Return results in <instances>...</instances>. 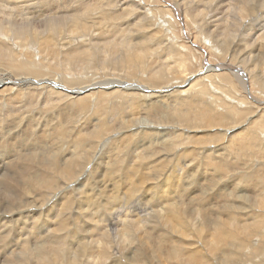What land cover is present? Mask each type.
I'll use <instances>...</instances> for the list:
<instances>
[{
  "label": "bare ground",
  "instance_id": "1",
  "mask_svg": "<svg viewBox=\"0 0 264 264\" xmlns=\"http://www.w3.org/2000/svg\"><path fill=\"white\" fill-rule=\"evenodd\" d=\"M32 1H35V0H24L21 2V4L33 5ZM59 1L60 0H39V2H37L39 4L35 6L37 8L35 10L36 11L41 10L45 12L52 11L53 8L57 7L56 5L59 3ZM159 1L165 4V7L171 8L174 14V17L177 19V23L179 24L180 27L178 26L176 28L177 30L176 32L173 31L174 35L177 34L178 35L177 37H181V38L183 37V39H186V41L189 42L188 44H190L191 47L196 48L203 55L201 57L202 58L201 65L205 63L206 66L204 67L202 65L199 71H202V70H204L205 72L209 71L208 73H210V71L215 72L216 71L215 69H217L216 73L222 70L225 71V72L220 73V76L218 75L215 77L214 80L216 81V84H217L216 88L210 83L212 85L210 86V89L211 87H213L214 88L213 92L218 91L217 96H219L220 94L223 93L222 92L223 88L227 87L229 90L234 91L233 89L235 88L237 89V86H239L238 88H241L244 91L245 90L248 91V95L246 94V92L243 95L246 94V96L249 97L250 100L257 102L258 103L257 108H259V110L262 109L264 112V81L261 80V76H259L257 82L255 81V83L258 86V89L255 88L257 89L255 93L254 82L253 81L251 82L249 80V76H247L248 73L246 74L245 71H243L242 67L239 66V64H236L237 62L233 63L230 59H227L228 62L223 61L222 63H220L221 61L218 62L219 60L214 59V57H213L214 60H212V55H209L208 52H206V49H205L206 47H203L204 48L203 49L201 46L197 45V42L195 43L194 40H196L195 37L197 35L193 39L190 38L193 36V32L190 37L187 35V30H186L187 28L184 27L185 23H183L181 14H179V7H178L179 2H178V5H174L167 0H159ZM235 1H240V2L242 1V4L248 8L249 14H252L250 16L257 17L259 14V17L260 16L264 17V0H262L261 3L258 0H235ZM5 2L14 6V4H16V2H20V0H0V5L3 6ZM64 2H66V0H63V3ZM77 3L79 4V2ZM5 8L6 6L4 7V9ZM20 8H22V10L25 9L23 8V6H21ZM89 8H93V7L90 6ZM107 8L109 9V7ZM113 8L114 7L110 9H113ZM57 9H58L57 13L58 12L59 14L62 13L60 15H63V13L66 14L65 12H67L65 10L67 8H64V6H62L61 8L57 7ZM74 9L76 11L75 12L76 14L74 13L75 14L74 18H76L78 16L77 11H79V9L78 8H74ZM19 11L21 12V9H19ZM124 11L125 10H123V12ZM71 12H74V11L71 10ZM108 13H113V12L111 10H108ZM104 14L106 15L105 11L104 13L103 11L99 12L98 18H100V21H102L101 17ZM10 15H7V16H10ZM82 15L83 14L81 13L80 17H82ZM91 15H93L92 12H91ZM210 16H212V18L215 17L214 14ZM110 18H111L110 16L107 17V19H110ZM2 20L0 18V85L11 84V83L17 85V83L19 82L21 83L27 82L28 84H30L31 82L27 81L28 76L17 80L16 77L13 78L8 73L13 72L15 74H21L25 72L27 73L31 72V74L34 76V79L32 78V81L34 84L38 83L39 81L46 82L48 83L47 85L48 87H51L53 89H59L64 94L61 95L60 91L55 92V94L59 96L58 100L60 102L62 101L61 105L59 107L57 106V109L55 110L53 109L51 110V108L50 110L49 109L43 110L44 108H37V107L35 108L37 111H39L38 112L39 118L37 121L39 120L43 121L40 127H43V124H45L46 126L45 125L44 126L46 127V129L50 130L51 133H47V132L43 133V130L45 131L46 129L39 128L37 131V135H34V136L32 134L30 135V132L28 131V127L32 125L31 122H33V120L31 117L33 115V112H30V113L26 112L27 114L25 113V116L23 114L24 119H22L23 120L22 122H20V119H21L20 116H18L17 119H15L14 117L11 118L8 116L9 118L7 119V121H4L3 120L5 119L3 116L4 114L0 112V264H207V263H210V261H211V264H223L224 260H227V262H230L229 264H234V262L238 261V260H234L231 263L232 257L234 255L237 256V253H239L238 251L239 248L233 246L235 242L238 240L237 236L240 233H244V235L245 233H247V235H251L253 232H255L260 227V224L258 225L256 224L257 220L255 218V213H252L256 209L249 210L250 213H252L250 214L249 219L252 220V222L255 221V224H252L251 226L245 223V225L247 226H244V224L240 222V220L243 219L242 215H245L243 214V212L247 208L242 205L244 191L249 195V197L252 196V193L255 191V189H257L256 182H254L251 179L253 177H251V175H249V173L247 172L246 174L241 175V177L238 178L240 179L238 182H233V180H230L232 178L233 179L237 178L238 176H234V175L238 174V172L236 171L235 173H232L236 169L231 168L229 170L228 165L225 163L226 162L225 157L221 158L220 156V155H223L221 153V150L223 151L224 149H226V146H223L222 144L218 143L222 141V139L224 138V137L221 138V134L217 132L218 130L214 132V134H211L210 138L204 137L205 135L204 136L202 135L198 138H194L195 136L185 137L182 132L180 134L178 133L174 134L176 132L172 131V133L170 134L171 130L169 132L168 129L173 128V129H178V131L186 130V132L187 131L189 132L198 131L199 132V131H202L201 128L203 129L211 128L212 129V128L219 127L222 129L224 126H229V125L238 126L239 125L238 122L240 121L239 123H241L242 121H244L246 117L248 116L247 115L248 113L245 114V112H243L245 110L240 111L241 110L240 109L239 113L237 114V118H235L237 119V121L235 122L232 120L235 123L227 120V118H229L228 117L229 115L226 117V115L224 116L223 114L218 113V112H216L217 114H214L215 110L213 109V107H215V105L216 106L218 105L217 102H214V100L216 101L218 98L217 97H215L214 99L212 98L213 102L209 101L211 99L210 98L211 96H208L210 98L209 100L207 99V97L205 96V91L207 89L205 88L204 90V87H207L206 84L204 85V87L201 85V87L198 86V88L193 89V90L199 89L200 94L192 95L189 93V90H192L191 87L193 86V82H194V81L190 82L189 79L194 77V73L189 74L190 77L186 78L188 80L186 82L184 80L185 83H182L184 85L176 86L177 90H174L172 94L170 95L168 94L170 96V97L168 96L169 98H174L172 101L170 100L171 103L167 105H163V104L155 105L154 104L155 112H152V111L151 113L146 112L150 108L149 109H147L148 107L144 108L145 106L143 107V104H141L140 100H137L133 103L131 102V105L129 106L117 107V105H114V106L109 107L108 104L105 106L104 105L105 101H108L111 99L109 96H112V92H110L109 94H106L105 92L103 94V92L100 91L101 89L100 90L97 89L101 86H104L102 87L103 89L105 88L104 90L106 89L108 90L109 88L114 86L116 87V89L121 87L123 91L124 90L137 91V89L144 90V91H147V90L156 91L154 93V97L156 96V94L158 93L157 91L159 90H165L167 92L169 90L168 88H171V86L166 87L165 85L164 88H160L159 87L160 85L154 88L145 87L143 82H140V77L136 76V74L138 73L145 75L146 72L150 70H156L159 73H165L164 71L165 65L164 66L160 65L158 67L157 66L152 67L151 62L149 61L152 58V55H148V54L147 56L140 58V59H135V58H128V59L119 58L118 59L117 58V61L115 59H111V60L109 59L110 63L108 65L109 67H112L113 71L116 70L117 63L120 64L119 66H124V67L126 66L125 67L126 71L122 73L125 74L123 76L126 77L127 82L129 83H133V82L139 83L140 82V85L142 84L144 88L138 85H135V84L134 85L121 84L125 82V81L121 82L120 79L117 78L118 76L117 74L119 73L120 75L121 70L118 71L116 75L112 76L114 78H117L116 80L110 79L109 81L104 80L102 82H100V80L99 82L98 80L96 82L95 81L89 82V80H87L88 82H86V79L82 78L80 74L88 72V71H92V69H94V67H92V65L96 63V62L94 63L95 61L94 54L87 53L86 50H84L82 47L79 48V46L73 47V48L70 47L67 50H65L64 49L65 47L62 46L63 47L62 49H64L62 52H64V54L56 55L57 49L53 47V44L51 45L50 40L53 39V36L61 34L62 33L61 30L53 28V27H47L46 29L48 30L49 33L48 35L46 34L44 38L43 35L41 36L38 32H36L38 28L36 30L32 28L34 30V33L28 34L30 31L27 28L15 27L14 22L12 23L13 27H11L12 24L8 27H4L2 24L3 23ZM171 20H173V18H171ZM183 20H185V18ZM240 21H241V24L236 26L237 30L235 31L238 34V38H236L235 36V39L234 41H232V43H231V39L228 36V34L222 36V38H220L219 35H218L219 37L216 36L217 39L214 38L213 43L214 45L216 44L217 47H219V50L221 52H223L226 50L224 47H228L229 44L232 47L233 44H236V42L238 41V45L244 46V48H246V50L243 49L241 53L242 54L247 53L251 55L253 58L252 65H254L256 69L260 67V69L264 70V32L261 35H258L259 34L258 31L261 30L262 27H257L253 25L252 23L255 21V19L249 18V16L243 17L242 15L240 18ZM213 22H215V20H213ZM93 24L91 26H93ZM216 24H214V27L217 29ZM77 27H78V32L80 33L77 37L82 38L81 34L86 33L87 28L89 27L85 26L82 23H77ZM90 29H92V27ZM141 29H139L140 33H141ZM248 29L251 31L254 30L255 32H257L258 34H256V36L257 37L259 36V37L254 41L251 40L250 42L249 40L250 38L248 39V37L243 35L244 32ZM221 32H223V34L227 33L226 30H222ZM68 34L75 36L73 32H68ZM174 35H172V37ZM144 37L145 35H140L139 37L135 39L144 38ZM147 39L148 38H146L140 44V46L144 50H146L148 53L150 44L149 46H147L146 44L148 43ZM35 41L39 42L38 48H40V51L45 52L47 54L46 60L48 61L46 62V64L44 62H43L44 64L41 62L38 63L39 61L36 63L31 60L32 53H30V49L32 48V45L30 48V44ZM180 41H182V39ZM124 43H123L124 46L122 45V47L127 51L130 48V43L129 42H124ZM112 45L114 44L112 42H109L108 44H103L102 46L98 47L97 50L100 49L101 52L104 51L102 52L104 55L109 54L110 56H112V53H113L111 49ZM27 47H29L30 49ZM163 48L165 49L166 47L164 46ZM85 49H87V47H85ZM169 49L171 50L170 47ZM150 50L151 49H149V51ZM180 52L183 53V50L181 49ZM74 53H78L82 57V60L76 61L72 57V54ZM164 53L162 52L161 54H164ZM99 56L100 55H98V57ZM180 58H182L183 63H185L184 67H186L188 70L190 66H189V61L188 62L185 61L186 54L183 53V56ZM138 62H141L142 64L139 65ZM180 63H182V61ZM58 71L63 73L64 77L66 74H68L72 78H73L72 74H75V77L76 76L78 77L75 79H67L65 77L61 85L59 82H56V79H58L56 76L58 75V73H60ZM195 71H192V72H195ZM6 73L8 74V77H9L7 78L8 80H6V78L4 79L5 77L4 74ZM94 73L96 74V72ZM224 73H228V74L225 75ZM49 75L50 77H48ZM93 75H91V77ZM255 75L257 76V74ZM263 76H264V73H263ZM52 77H54L53 79L55 81L51 79ZM13 79L14 81H11ZM91 79L93 80V78ZM211 79H212V76H211ZM205 80L207 83L209 79L207 80L206 78H204V81ZM87 83H89V85ZM213 83L215 84L214 81ZM219 84L224 87L220 88ZM75 85H78V86L82 85V86L79 89H75ZM183 86L185 87L184 89H183ZM186 87H188V89ZM86 88L92 89V90H89L88 94H86L85 96L78 95L79 93L81 94L82 90ZM8 89L10 91L12 90V88L9 87L5 89V91H3L2 89V91L6 92ZM38 89H42V88H38ZM112 89L113 88H111V90ZM9 90L8 92L10 93ZM223 91H226V90L224 89ZM8 92L7 94H9ZM40 92L41 91H39V93ZM119 92L120 91L118 90L117 93ZM182 93L183 95L185 96L187 95L186 97H188L185 101L183 100V98H180V95L182 96ZM210 93L211 91L210 92L207 91L208 95H210ZM0 94H2V92H0ZM32 94L35 96L34 93ZM256 94L260 95L261 98H258ZM139 95L140 96L146 95V93L145 94L140 93ZM2 96L4 95L2 94ZM73 96L74 97L76 96L78 98L74 99ZM158 97L159 95L157 96V99ZM9 98L10 97H8L7 99ZM24 98H25L24 101L28 100L27 101L28 104L32 103V101L30 100L32 98H29L27 94L24 96ZM163 98L164 97H162V99ZM118 99H121V98H118ZM46 100L48 99H45V101ZM115 100H116V96H115ZM167 100L169 99H166V101ZM203 100H205V102ZM199 102H203V104H199ZM161 103L163 102L161 101ZM37 104L39 107L40 106L39 103ZM42 104L45 105L46 103H42ZM47 104L49 105L50 103L47 102ZM219 104L221 108L222 107L221 105L223 104H221V102H219ZM123 105H124V101H123ZM188 106H190V108H188ZM227 106H229V104ZM171 107L172 108L174 107L173 108L174 110L172 112L167 111V113L164 114L165 118L161 120L160 116H162L161 113L163 109L169 110ZM232 107L230 106L231 109ZM33 109L31 111H33ZM246 109H248V105ZM224 110L226 111V109ZM227 111L225 113L230 114L229 113L230 110L228 112ZM21 112L23 111L21 110ZM179 113H181L182 115H180ZM1 116L3 119L1 118ZM174 118H175V121H177V126L172 124V120ZM57 121H59V124L57 123ZM63 122H65V124H63ZM62 125L63 126L66 125V126L63 127ZM246 127H248L247 124H246ZM234 128L235 127H233V129ZM227 129L229 130V128ZM255 129L259 132V137H260V142H261V140H264V122L259 124L258 128L256 127ZM254 130L251 131V133L253 132L252 133L253 135H251V133L248 134L249 135L247 138L248 142L245 143L246 145L244 146V144H240L241 147L237 146L238 148L236 150L238 151V149H243V147H246L247 150L250 149L249 152L251 154L250 155L251 157L248 156L247 158H251L250 160L252 161V163L253 161L256 160L255 155H257V153L251 150L252 145L254 146V144L258 143L256 142L253 144V142L255 141L253 136L256 135ZM22 131H23V135H22V138L19 139L20 142L18 139H17L18 141L16 140L17 141L16 142L14 140L15 136L19 135V133ZM126 132H129V133L126 135ZM157 132L163 135L161 136L159 134L161 136L160 140L153 141V138L157 134ZM46 133L47 135L45 136ZM9 134L10 135L13 134L14 138H13V135H11L12 137H10ZM118 134L120 135V137L118 136ZM7 135H9L10 138ZM115 135L118 136L119 138L118 137L115 138L116 137ZM167 136H170V137L166 138ZM182 136H184V139L183 141H180ZM132 137H133L132 145L126 148L127 146L126 144H129L130 139ZM3 139H6V140L3 141ZM236 139H239V138H236ZM28 140L30 143L28 144L29 146L26 145L27 143L21 146L22 147L21 150H24L25 152L24 155L22 157L21 155H19L17 156L16 161L14 160L12 161V158H13L12 156H15V154H19L18 151H16V148L19 147L17 146V144L21 142L22 143L27 142ZM119 140H123V141L121 143V148L119 147L118 149L117 148L118 146L116 145H117V142H119ZM162 140H164L163 143H162ZM245 140L243 139L244 142ZM240 143H243V142H240ZM74 144L76 146H74ZM154 144L156 146L155 148L152 147V145ZM197 144L199 145L201 144V148L204 149L202 152L197 151L198 153L203 154L201 155L200 158L204 160L205 165L207 164L208 167H211L210 170L212 169L214 170V173H211L213 170L209 172L211 173V175L213 174L217 178L224 179L226 174L229 175L228 173H232L231 174L232 176L231 175H230L231 177L229 176L230 179L228 178L227 180H221L220 182L216 184H214L213 182V185L212 186L210 185L211 187L207 184L212 190L215 186H220L217 189L214 188L215 189L214 191L208 192L207 190L209 189V187L208 189L205 188L206 186L205 181L207 182V180L209 179H207L208 177H206L205 175L206 173L204 174L201 171L202 180L200 184L197 182L196 192L197 193L199 192V194L195 195L196 199H193L191 195V193L195 192L193 189L194 186L192 188V186L189 187L187 185L188 193L184 192L183 196L186 194L184 197L181 194L182 198L180 199H182L181 201L182 203L183 201H186L187 199L190 201L191 199H193L195 201L191 205L192 207H197L196 213L202 214V218L200 217L201 221L204 222L206 218V215L204 213L205 212L209 213V216L207 217V221L209 222L212 221V223L215 225V227L212 228L213 230L212 232H209L208 229L205 227H204V231H202L200 228L195 229L194 223L190 224V220L187 219V216H186V214H190V213L193 214L194 212H191V211L181 212L177 204L172 203L173 200H178L177 195L180 193V188L183 187L184 184H187L186 183L187 181L183 182V184L179 181H178L179 183L177 182L178 178H176L174 182L168 181V178L172 180L176 177V176L173 177L172 175H173L174 169H176L179 166L180 160L182 159L186 160L193 156H196L195 154L197 153L193 152L192 150L196 148L195 146ZM206 144H209V146H207ZM258 144L257 146H259ZM122 145H125V146L122 148ZM147 145H149V147ZM230 145L231 144H228V146ZM179 146H180V149L191 147L192 150H189L190 152L188 150L179 151L177 149V147ZM4 147L7 148V150L5 151L7 152L6 156L3 154L5 153L3 151ZM210 147L213 148L214 150L210 149ZM114 151H116L115 155H112ZM177 151H178V154H177ZM228 154L229 153L227 152L225 156H227ZM262 154L264 155V153ZM240 155H242V153ZM9 158H11L10 161H9ZM236 158L238 157L236 156ZM105 159L107 160L105 161ZM217 160H219L220 162L216 164L215 166L214 164L216 163ZM112 161H114L113 164H112ZM188 161L192 162V160H188ZM101 162L103 163L102 166L99 165L101 164ZM198 162L200 161L198 160ZM241 163H239V167ZM138 164L141 165V168H140V174L138 178H136V177H133V174ZM187 164H189V162H187ZM251 167L252 166L250 165V168ZM192 168H194L193 164L191 166V169ZM226 168L228 169V171H224ZM242 169H246V168H242ZM254 169L251 174H255V171L260 170L261 168L260 169L258 168L255 170ZM195 171L193 172L195 173ZM240 173L242 172L240 171ZM198 177H199V174H198ZM148 178L153 180V183L152 182L150 183V181L148 183L147 182ZM184 178L186 179V177ZM145 182H147L148 184ZM143 184H145V186ZM81 185H83L82 187H84L85 190L79 193L81 194V198H79L78 196L74 195V191H76V189L79 188L78 186H81ZM93 185H95V188H97V190H94ZM152 188H154V190L150 191L151 199H147V200H149L152 207L156 211L152 212V214L149 216V219L145 220V217L143 218L146 224L145 223L139 224L140 222L134 216L135 218L134 220H137L138 222L132 221L128 223H123L122 225V222L118 220H117L118 222H116L115 218L113 217L114 215L112 216L111 214H109V217L115 223L114 225L115 227L114 230H116L115 235L119 237L118 238L119 246L116 248L117 250L114 248H111V244L114 245L116 242L114 243L113 237L111 235H109L108 233H105L107 230V225H106L105 219L100 217L99 215L100 211H105L106 213H113L114 206L116 204H120V202L123 203V202L131 201L132 198H135L134 200H136L135 203L137 204L146 202L145 199L147 198L148 189L151 190ZM118 192H120L121 195H119ZM138 192H139V195L137 196ZM200 192H204L203 195H200ZM256 192L259 193V191H256ZM188 195L191 198H189ZM261 195L264 196V193ZM259 196H257V199H263V198H258ZM100 198L102 199L100 200ZM123 199L125 201H123ZM221 201L224 203L223 206H220V204L219 206H217V203ZM226 203H228V205H225ZM212 204H216V206L214 205L213 207ZM210 205H211V210H215V211L209 212L211 211L209 210L210 208H208L210 207ZM59 206L60 208H58ZM53 207L55 208L53 217L56 220L55 221L52 220L53 222L51 223L41 222L40 219L42 217L47 216L49 215V213L53 212L54 210ZM248 209L249 208H247V210ZM249 211L247 212L249 213ZM196 215L197 214H195L194 217ZM212 215H215V217L212 218ZM79 216H82L81 218H83L84 224L85 222H87V226H89L87 227V232L90 231L89 232L90 234L82 233L83 230L79 229V230H82V232L81 231L80 232L81 234H83V237L80 239L78 243H75L74 240H72V243H69L70 240L67 239V237H65L64 234L59 235V233L63 232V230L66 228V225L71 221L70 219H72V217L75 218ZM74 218H73V221H74ZM100 218L103 219L104 221H102ZM196 218H199V217L197 216ZM262 219H264V217ZM90 221L92 222L94 221L96 225L95 226L92 225L93 223L91 224ZM109 222H111V220ZM73 226L75 227V225ZM45 227H50L51 230L53 231L52 234L58 233V235L56 234L52 235L49 232H48L49 235H45V234L35 235L34 234V230H36L37 232L39 231L41 232V229ZM261 231H263V234H264V229H262ZM92 232H95V235H98V236L94 237V234H92ZM99 232H101L102 235H99ZM190 233L193 235H191ZM202 233L204 235H202ZM143 235H145V237H143ZM168 235H176V239L173 241L171 240V236H168ZM185 235H189V236L187 237ZM183 236H184V239H182ZM31 237L35 243H33L32 246L28 247L32 243V242L30 243ZM155 237L156 239L154 240ZM37 238H38V241H37ZM85 242H90V243L85 244ZM124 242H127V243L125 245H122ZM28 250L34 251V252L32 254L30 253L29 255H27L26 251ZM114 251L116 252L114 253ZM33 255L35 257H33ZM34 258L36 259V261H34Z\"/></svg>",
  "mask_w": 264,
  "mask_h": 264
},
{
  "label": "rangeland",
  "instance_id": "2",
  "mask_svg": "<svg viewBox=\"0 0 264 264\" xmlns=\"http://www.w3.org/2000/svg\"><path fill=\"white\" fill-rule=\"evenodd\" d=\"M24 1V0H20V2H16V4L11 5V4H8V3H4L3 6L0 5V18L2 20V24L4 27H8L10 26L13 22H14V26L15 27H21V28H27L30 32L28 34H33L34 33V30L33 29H37L36 32H38L41 36L43 35L44 38H45V35L47 34L48 35V30L46 29L47 27H53V28H56V29H59L62 31L61 34H58V35H55L53 36V39L50 40L51 42V45L53 44V47L55 49H57V52H56V55H63L64 52H62L64 49L67 50L69 49L70 47L73 48V47H78L79 48H83L84 50H86L87 53H91V54H94V63L92 65V67H94V69H92V71H88V72H85V73H79L81 75L82 78H85L86 79V82H88L87 80L90 81H97L99 82H102L104 80H107L109 81L110 79H117L119 78L121 82L125 81L124 83H121L123 85L125 84H132V85H138L140 87H143L142 84L140 85V82H143L144 86L145 87H151V88H154V87H157L159 86L160 88H164V86L166 85V87H170L171 88H168L169 90L166 92L165 90H159L157 91L158 93L156 94V96L154 97V93L156 91H144V90H139L137 89V91L135 90H124L121 89V87L117 88L112 86L111 88H113L111 90V88H109L108 90H104L102 87L104 86H101L97 89H101L100 91L103 92V94L106 92V94H109L110 92H112V96H109L111 99L108 100V101H105V106L108 104V106H114V105H117V107L119 106H129L131 105V102H135L137 100H140L141 104H143V107L146 108L148 107L147 109H149L148 113H151L152 112H155V105H158V104H163V105H167L169 103H171V101L174 99V98H169L170 94H172V92L174 90H177L176 89V86H181V85H184L182 83H185L188 79V77H190V73L193 74L194 73V77L190 78L189 81L193 82V86L191 87L192 90H189V93L192 94V95H196V94H200V90L197 89V90H193L194 88H198V86L201 87V85L204 87V85L206 84L207 87H204V90L205 88L207 89L205 91V96L207 97V99L210 100L209 101H212V98L214 99L215 97H217L218 101L214 100V102H217V106L215 105V107H213V109L215 110L214 114H217L216 112L218 113H221L223 114L224 116L226 115V117L228 116L229 118H227L228 121L230 122H233V121H237V114L239 113V110L242 111V110H245L243 112H245V114H247L248 116L246 117V119L244 121H242L241 123L238 122V126H233V125H229V126H224L222 129L219 128V127H216V128H210V129H203L201 128L202 131H192V132H189L186 130H179L178 129H173V128H169V132L170 134L172 133V131L176 132L174 134H180L181 132L184 134V136H195L194 138H198L200 136H204V137H209L211 136V134H214V132H217L221 134V138L224 137L222 139V141L218 142L220 144H222L223 146H226V149H224L223 151L221 150V153L223 155H220L221 158L225 157V163L228 165L229 167V170L231 168H234L236 169L235 171H233L232 173H235L236 171L238 172V174H235L234 176H238L237 178L235 179H230L229 176L232 174V173H228L229 175H225V178H217L216 176H214L213 174L211 175V173H214V170H210L211 167H208L207 164L205 165V162L201 157V155H203L202 153H198L197 151H200L202 152L204 149L201 148V144H197L195 147V151L192 150L191 147H186L185 149L184 148H181L180 149V146L177 147V149L179 151H185V150H192L193 152H196L197 154H195L196 156H193L189 159H182L179 161V166L174 169L173 171V177H175L174 179H169L168 178V181L169 182H174L177 179V182H181L183 184V182L187 181L186 183L187 184H184L183 187L180 188V193L177 195V199L178 200H173L172 203H176L179 210L181 212H187V211H191V212H194L193 214L190 213V214H186L187 216V219L190 220V224L191 223H194L195 225V229H198L200 228L202 231H204V227L208 229L209 232H212V228L215 227V225L209 221H207V217L209 216V213L208 212H205L204 214L206 215V218L203 221H201L200 217L202 218V214L201 213H196L197 212V207H192L191 204H193L195 201L193 199H196V196L195 195H198L199 192L197 193L196 192V187H197V182L200 184L201 180H202V174H201V171L206 175V177H208L207 179V182L205 181V188L208 189V187L211 185H213V182L214 184L220 182L221 180H227L228 178L230 180H233V182H238L240 179H238L239 177H241V175H244L247 173H249V175H251V178L254 182H256V185H257V189H255V191L252 193V196L249 197V195L244 191V194H243V200H242V205L244 207H247L249 208L247 210V208L244 210V213L245 215H242V218L240 220V222L242 224H244V226H247L245 225L248 224V225H251L252 224H255V221L252 222V220H250V214L252 213H255V218L257 220V225L260 224V227L255 231L253 232L251 235H247V233H240V237L239 235L237 236L238 237V240L235 242V244H231L238 249L239 253H237V256H233L232 257V260H231V263L234 261V260H238L236 262H234V264H264V234H263V231H261L262 229H264V219H262L264 216V196H262L261 194L264 193V155L262 153H264L263 149H264V140H261L260 142V137H259V132L255 129L256 127L258 128L259 124L263 123L264 122V112L262 109L259 110V108H257V102L253 101V100H250L249 97L246 96V94L248 95V91L247 90H242L241 88H238L239 86H237V89H233L234 91H231L229 90L227 87L226 88H223V90L225 89L226 91H223L222 90V94H218L219 96H217V93L218 91L216 92H213L214 91V88L211 87L210 89V86H214L216 88L217 84H216V81L214 80L216 76H220V73L222 72H225V71H219L216 73L217 69H215L216 71L215 72H212L210 71V73H208L209 71L205 72L204 70L202 71H199L200 67L203 65L204 67L206 66L205 63H203L201 65V57L203 56L201 54V52L199 50H197L196 48L194 47H191L190 44H188L189 42L186 41V39H183V37H177L178 35L173 33V31H177L176 28L179 26V24L177 23V19L174 17V14L171 10V8L169 7H165V4L161 3L159 0H66V2L63 3V0H60L59 3L56 5L57 7L61 8L62 6H64V8H67L65 9L67 12H65L66 14L63 13V15H60L62 13L59 14V12L57 13L58 9L57 7L56 8H53L52 11H36L35 9H37L35 6H37L39 3V0H35V1H32V4H21V2ZM169 2H171L172 4L174 5H178V2H179V14H181V17H182V21L183 23H185L184 27H186L185 29L187 30V35L190 37L192 35V32H193V36L190 37V38H194L196 40L195 43L197 42V45L201 46L202 48L203 47H206V52H208L209 55H212V60L214 59H217L219 60L218 62L222 63L223 61L224 62H228L227 59H230L233 63H236V64H239V66L242 67L243 71H245V73L247 74V76H249V80L252 82H254L255 86H254V91L256 93L257 89H258V86L257 84L255 83V81L257 82L259 76H261V80L264 81V76H263V73H264V70L260 69L259 68H255L254 65H252V56L249 55V54H242L241 52L244 50H246V48H244V46H241V45H238V41L236 42V44H233V46L231 47V45L229 44L228 47H224L226 50L221 52L219 50V47H217V45L213 43V39H217V37L220 36V38H222V36L228 34V36L230 37L231 39V43L232 41H234L235 39V36L236 38H238V34L235 32L237 30V25H240L241 24V21H240V18L241 16L243 15V17H246V16H249V18H254L255 21L252 23L253 25L257 26V27H262L261 30L257 32H255L254 30L251 31V30H246L244 32V36L248 37V39L252 41L256 40L258 37L256 36V34L258 35H261L263 32H264V17L263 16H260L262 18L259 17V14L258 16L254 17V16H250L252 14H249L248 12V8L242 4V1H235V0H167ZM203 1V2H202ZM260 3L262 2V0H258ZM79 2V4L77 3ZM133 2V3H132ZM37 3V4H36ZM81 3V4H80ZM124 3V4H123ZM139 3V4H138ZM8 4V5H6ZM193 4V5H192ZM26 5V6H24ZM183 5V6H182ZM6 6V8L4 9V7ZM18 6H23V9L18 7ZM32 6V7H30ZM93 7V8H89V7ZM125 6V8H124ZM181 6V7H180ZM109 7V9L107 8ZM114 7L113 9H110ZM9 8V9H8ZM14 8V9H13ZM21 9V12L19 11V9ZM27 8V9H26ZM74 8H78L79 11H77V17L74 18V15L76 14L75 12V9ZM88 8V9H86ZM107 11H106V9ZM136 8V9H135ZM192 8V9H191ZM217 8V9H216ZM13 9V10H12ZM29 9V11H28ZM39 9V8H38ZM91 9V10H90ZM125 10L123 12V10ZM128 9V10H127ZM70 10V11H69ZM74 11V12H71ZM108 10H111L113 13H108ZM211 10V11H210ZM2 11V12H1ZM20 13H19V12ZM69 11V12H68ZM95 11V12H94ZM106 13V15L104 14L101 18H102V21H100V18L99 17V12H102ZM116 11V12H115ZM210 11V13H209ZM6 12V13H5ZM14 12V13H13ZM17 12V13H16ZM31 12V13H30ZM91 12L92 14L94 15H91ZM214 14V18H212V15L211 14ZM51 13V14H49ZM54 13V14H53ZM69 13V14H67ZM75 13V14H74ZM83 14L82 17H80V14ZM96 13V14H95ZM6 14V15H5ZM11 14V15H10ZM14 14V15H13ZM58 14V15H57ZM113 16H112V15ZM7 15H10V16H7ZM98 15V16H97ZM190 15V16H189ZM111 17L110 19H107V17ZM191 17V18H190ZM7 18V19H6ZM171 18H173V20H171ZM185 18V20H183ZM212 18V19H211ZM6 19V20H5ZM196 19V20H195ZM219 19V20H218ZM94 20V21H93ZM213 20H215V22H213ZM5 21V22H4ZM11 21V22H10ZM98 21V22H97ZM185 21V22H184ZM218 21V22H217ZM8 22V23H7ZM124 22V23H123ZM187 22V23H186ZM202 22V23H201ZM10 23V24H9ZM77 23H82L84 24L85 26H91L93 23V26L92 29H90L91 27L87 28V32L86 33H83L81 34L82 38H79L77 37L80 33L78 32V27H77ZM177 23V24H176ZM217 23V24H216ZM214 24L217 25V29L214 27ZM116 25V26H115ZM131 25V26H130ZM135 25V26H134ZM97 26V27H95ZM139 26V27H138ZM11 27H13V24L11 25ZM141 29V33H140V30L138 29ZM149 27V29H148ZM174 29H173V28ZM180 27V26H179ZM33 28V29H32ZM44 28V29H43ZM138 30H137V29ZM173 30H172V29ZM123 29V30H122ZM145 29V30H144ZM148 31H147V30ZM169 29V30H168ZM144 30V31H143ZM172 30V31H171ZM189 30V31H188ZM209 30V31H208ZM222 30H226L227 33L223 34V32H221ZM90 31V32H89ZM139 31V33H138ZM172 33H170V32ZM182 31V30H181ZM68 32H73L75 34V36H72L71 34H68ZM136 32V33H135ZM191 32V33H190ZM113 33V34H112ZM134 35H133V34ZM163 33V34H162ZM209 33V34H208ZM112 34V35H111ZM169 34V35H168ZM171 34V35H170ZM222 34V35H221ZM255 34V35H254ZM85 35V36H84ZM90 35V36H89ZM111 35V36H110ZM116 35V36H114ZM118 35V36H117ZM140 35H145L144 38H138V39H135L137 37H139ZM172 35H174L172 37ZM219 35V36H218ZM248 35V36H247ZM134 38H133V37ZM199 36V37H198ZM203 38H202V37ZM217 36V37H216ZM256 36V37H255ZM85 37V38H84ZM172 37V38H171ZM175 37V38H174ZM147 39V46H149V49H151L149 51L148 49V53L146 50H144L140 44L146 39ZM154 38V39H153ZM182 41H180L181 39ZM115 39V40H114ZM153 39V40H152ZM176 39V40H175ZM179 39V40H178ZM205 39V41H204ZM73 40V42H72ZM82 40V41H81ZM85 40V41H84ZM208 40V42H207ZM91 41V42H90ZM155 41V42H154ZM161 41V42H160ZM187 43H186V42ZM8 42V41H6ZM10 42V41H9ZM85 42V43H84ZM90 42V43H89ZM109 42H112L114 45H112V56H110L109 54L107 55H104L100 49L97 50L98 47L102 46L103 44H108ZM124 42H129L130 43V48L126 51L122 45ZM152 42V43H151ZM183 42V43H181ZM16 43V42H15ZM38 41H35L33 43L30 44V48H31V45H32V48L30 49V53H32V61L33 62H38V63H45L48 61L46 60L47 58V54L45 52H41L40 51V48H38ZM160 43V44H159ZM186 43V44H184ZM206 43V44H205ZM208 43V44H207ZM11 44V43H10ZM18 44V43H17ZM68 44V46H67ZM86 44V45H85ZM90 44V45H88ZM125 44V43H124ZM179 44V45H178ZM168 45V47H167ZM188 45V46H187ZM208 45V46H207ZM210 45V46H209ZM65 47L64 49H62L63 47ZM124 46V45H123ZM161 46V47H160ZM166 47L165 49L163 47ZM34 47V48H33ZM85 47H87V49H85ZM160 47V48H159ZM169 47L171 48V50L169 49ZM186 47V48H185ZM159 48V50H158ZM216 50H215V49ZM163 49V50H162ZM181 49L183 50V53L186 54V62L189 61V69L187 70L186 67H184V64L183 63V60L182 57L183 56V53H181ZM204 49V48H203ZM218 49V50H217ZM25 50V49H24ZM32 50V52H31ZM166 50V51H165ZM179 50V51H178ZM187 50V51H186ZM159 51V52H158ZM186 51V52H185ZM210 51V52H209ZM227 51V52H226ZM164 53V54H161V53ZM195 52V53H194ZM216 52V53H215ZM225 52V54H224ZM150 53V54H149ZM161 55H160V54ZM34 54V56H33ZM148 55H152V60L150 59L149 61L151 62V65L152 67H158L160 65H165L164 66V71L165 73H159L157 72L156 70H150V71H147L145 75H142L140 73L136 74V76H139L140 77V82H133V83H129L127 82L126 80V77L123 76L125 74L124 71H126L125 67L124 66H119L120 64L117 63L116 65V70H112V67H109V63H110V60L111 59H115L117 61V58H123V59H128V58H135V59H140V58H143L145 56ZM98 55H100L98 57ZM105 56V57H104ZM110 56V57H108ZM72 57L76 60V61H81L82 60V57L78 54V53H74L72 54ZM157 57V58H156ZM214 57V59H213ZM36 58V59H35ZM97 58V59H96ZM106 58V59H105ZM180 60H179V59ZM243 58V59H242ZM34 59V60H33ZM38 59V60H37ZM110 59V60H109ZM156 59V60H155ZM188 59V60H187ZM98 60V61H97ZM227 60V61H226ZM244 60V61H242ZM156 61V62H155ZM182 61V63H180ZM239 61V63H238ZM247 61V62H246ZM158 62V63H157ZM161 62V63H160ZM43 63V64H44ZM198 63V64H197ZM104 64V65H103ZM107 64V65H106ZM139 65H141L142 63L141 62H138ZM155 64V65H154ZM198 66H196V65ZM258 67V66H257ZM109 68V69H108ZM193 68V69H192ZM191 69V70H190ZM249 69V70H247ZM103 70V71H102ZM108 70V71H107ZM111 70V71H110ZM120 75L118 73V71H120ZM196 70V71H195ZM251 70V71H250ZM261 70V71H260ZM192 71H195V72H192ZM199 71V72H197ZM249 71V72H248ZM60 72V71H58ZM96 72V74L94 73ZM123 72V73H122ZM205 72V73H204ZM253 72V73H252ZM74 73V72H73ZM94 73V75H93ZM113 73V74H112ZM116 73H118L117 75V78H114L112 77L113 75H116ZM196 73V74H195ZM215 73V74H214ZM257 74V76L255 74ZM10 74V76H12L13 78L16 77V79H21V78H25L28 76V79L27 81L28 82H31L30 84H28L27 82L26 83H17L16 84H2L0 85V92H2V94L5 96H2V94H0V97H1V101H0V112L2 114H4V118H1L4 120V121H7V119L9 117H14L15 119L18 118V116H20V122H22L24 119V116H25V113L28 112H33V115H32V120L33 122H31V126L28 127V131L30 132V135L32 134L33 136L34 135H37V131L39 128H44L46 129V125L43 124V127H40L41 124H42V120H38L39 118V111H37L35 108H44L43 110H55L57 109V106L59 107L62 103V101L60 102L58 100L59 96L55 94V92H59L60 90L59 89H53L51 87H48V83L46 82H41L39 81L38 83H33L32 81V78L34 79V76L31 74V72L27 73H21V74H15L13 72L11 73H8ZM8 74H4L5 77L4 79L6 78V80H8L7 78L8 77ZM202 74V75H201ZM225 75H227L228 73H224ZM259 74V75H258ZM32 75V76H31ZM59 75V77H58ZM58 75L56 76L58 79H56V82H59L61 85H62V82H63V79H65V77L67 79H75L77 78L78 76L75 77V74H72L73 78L71 76H69L68 74L63 75V73H58ZM91 75H93L91 77ZM207 75V76H206ZM90 76V77H88ZM96 76V77H94ZM99 76V77H98ZM123 76V77H121ZM187 76V77H186ZM193 76V75H192ZM196 76V77H195ZM205 76V77H204ZM211 76H212V79H211ZM19 77V78H18ZM50 77V75L48 76ZM79 77V78H81ZM88 77V78H86ZM206 78L208 81L206 83V80L204 81V78ZM54 77H52L51 79H53ZM93 78V80L90 79ZM197 78V79H196ZM255 78V79H254ZM37 79V78H36ZM118 79V80H119ZM54 80V79H53ZM185 80V82H184ZM11 81H14L11 80ZM49 81V80H48ZM55 81V80H54ZM213 81L215 82V84L213 83ZM9 82V81H8ZM33 83V85H32ZM46 83V84H45ZM203 83V84H202ZM212 85H211V84ZM20 84V85H19ZM22 84V85H21ZM89 85V83H87ZM210 84V85H209ZM12 85V87H11ZM84 85V84H83ZM209 85V86H208ZM220 85V84H219ZM82 86V85H81ZM81 86H78V85H75V89H79ZM163 86V87H161ZM173 86V87H172ZM186 86V85H185ZM2 87V88H1ZM12 88V90L10 91V93L8 92V90L6 92H3L5 91V89L7 88ZM158 87V88H159ZM189 87V86H188ZM188 87H186L188 89ZM224 86L220 85V88H222ZM22 88V90H21ZM38 88H42V89H38ZM144 88V87H143ZM173 88V89H172ZM185 87L183 86V89ZM213 88V89H212ZM257 88V89H255ZM3 89V91H2ZM36 89V90H35ZM83 89L81 94L79 93L78 95L80 96H85L86 94H88L89 90H92V89ZM103 89V90H102ZM116 91H115V90ZM172 89V90H171ZM24 90V91H23ZM118 90L120 91L119 93ZM139 90V91H138ZM39 91H41L39 94ZM126 91V92H125ZM135 91V92H134ZM163 91V92H162ZM207 91L210 92V95L207 94ZM236 91V92H235ZM7 92L9 94H7ZM12 92V93H11ZM17 94H16V93ZM153 92V93H152ZM232 92V93H231ZM246 92L245 95H243L244 93ZM22 93V94H21ZM29 93V94H28ZM34 93L35 96L32 94ZM61 95L64 94L63 92H61ZM123 93V94H122ZM145 94L146 95H139V94ZM149 93V94H148ZM152 93V94H151ZM165 93V94H164ZM220 93V92H219ZM28 95L29 98H32L30 99L32 101V103L29 105L27 103L28 100L24 101V96L25 95ZM41 94V95H40ZM83 94V95H82ZM119 94V95H118ZM129 94V95H128ZM169 94V95H168ZM231 94V95H230ZM9 95V96H7ZM39 95V96H37ZM76 95V94H74ZM114 95V96H113ZM133 95V97H132ZM148 95V96H147ZM151 95V96H150ZM159 95L158 99H157V96ZM213 95V97H212ZM222 95V96H221ZM225 95V96H224ZM257 95V94H256ZM14 96V97H13ZM34 96V97H33ZM96 96V95H95ZM115 96H116V100H115ZM122 96V97H121ZM140 96V97H139ZM161 96V97H160ZM169 96V97H168ZM187 96V95H186ZM185 95H183L182 93V96L180 95V98H183V100L185 101L188 97H186ZM208 96H211L210 98ZM221 96V97H220ZM258 98H261L260 95H257ZM3 97V98H2ZM8 97H10L9 99H7ZM74 97V96H73ZM162 97H164L162 99ZM220 97V98H219ZM44 98V99H43ZM78 97H74V99H77ZM114 98V99H112ZM118 98H121V99H118ZM139 98V99H138ZM142 98V99H141ZM4 99V100H3ZM18 99V100H17ZM42 99V100H41ZM45 99H48L45 101ZM119 101H118V100ZM166 99H169L166 101ZM223 99V100H222ZM229 99V100H228ZM36 100V101H34ZM159 100V101H157ZM171 100V101H170ZM221 100V101H220ZM38 101V102H37ZM44 101V102H43ZM114 101V102H113ZM116 101V102H115ZM123 101H124V105H123ZM126 101V102H125ZM143 101V102H142ZM147 101V102H146ZM150 101V102H149ZM161 101L163 103H161ZM205 102V100H203ZM240 101V102H239ZM3 102V103H2ZM36 102V104H35ZM50 103L49 105L47 104ZM113 102V103H111ZM146 102V103H145ZM160 102V103H159ZM180 102V101H179ZM219 102H221V105L223 109L220 108V104ZM232 102V103H231ZM39 103V107H38V104ZM41 103V104H40ZM42 103H46L45 105L42 104ZM116 103V104H115ZM129 103V104H128ZM34 104V105H33ZM56 104V106H55ZM111 104V105H110ZM126 104V105H125ZM145 104V105H144ZM153 104V105H151ZM155 104V105H154ZM199 104H203V102H199ZM229 104V106H227ZM244 104V105H243ZM256 104V105H255ZM44 105V106H43ZM47 105V106H46ZM147 105V106H146ZM149 105V106H148ZM241 105V106H240ZM247 105H248V109L247 108ZM24 106V107H23ZM152 106V107H151ZM230 106L232 107V109L230 108ZM22 107V108H21ZM29 107V109H28ZM116 107V108H117ZM217 107V108H216ZM35 110H34V109ZM152 108V109H151ZM174 108V107H173ZM172 107L167 110V109H163L162 111V116H160V119H164L165 116L164 114L168 112H172L174 109ZM188 108H190V106H188ZM217 110H216V109ZM219 108V109H218ZM233 112L231 113L228 109ZM33 109V111H31ZM181 109V108H179ZM221 109V110H220ZM226 109V111L228 110L229 113L231 114H228V113H225L226 111L224 110ZM235 109V110H234ZM21 110L23 112H21ZM29 110V111H28ZM42 110V111H43ZM197 110V109H196ZM195 110V112H196ZM213 110V111H214ZM223 110V111H222ZM237 110V111H236ZM220 111V112H219ZM227 111V112H228ZM236 111V112H235ZM145 112V113H146ZM8 113V114H7ZM225 113V114H224ZM257 113V114H256ZM21 114V115H20ZM24 114V116H23ZM27 114V113H26ZM180 115H182L181 113H179ZM195 114V113H194ZM253 117H252V115ZM256 114V115H254ZM234 115V116H233ZM9 116V117H8ZM35 116V117H33ZM259 116V117H258ZM261 116V118H260ZM107 117V116H105ZM231 117V119H230ZM251 117V118H250ZM258 117V118H257ZM30 118V119H31ZM36 118V119H34ZM257 118V119H256ZM263 118V119H262ZM251 119V120H250ZM254 119V120H253ZM31 120V121H32ZM233 120V121H232ZM250 120V122H249ZM18 121V120H17ZM253 121V122H252ZM73 122V121H72ZM233 122V123H235ZM248 127H246V124ZM255 122V124H254ZM51 123V122H49ZM57 123L59 124V121H57ZM71 123V122H70ZM68 123V124H70ZM244 123V124H243ZM35 126H34V125ZM63 124H65V122H63ZM73 124V123H72ZM172 124L177 126V121H175V118L172 120ZM250 124V125H249ZM45 125V126H44ZM49 126V124H48ZM63 126V125H62ZM66 126V125H65ZM63 126V127H65ZM255 126V127H254ZM24 127V125H23ZM88 127V126H87ZM174 127V126H173ZM232 127V128H231ZM233 127H235L233 129ZM246 127V128H245ZM229 128V130L227 129ZM245 128V129H244ZM252 128V129H251ZM233 129V130H232ZM255 129V130H254ZM46 129L45 131L43 130V133L44 132H47V133H51L50 130ZM206 130V132H205ZM255 131V134L253 136L254 138V146L252 145V149L255 153H257V155H255L256 157V160L252 161L250 160L251 158H247L248 156L251 157L250 155V152L249 150L250 149H246V147H243V149H238V147H241L240 144H244V146L246 145L245 143L248 142L247 138H248V134L251 133V131ZM33 131V132H32ZM50 131V132H49ZM244 131V132H243ZM32 132V133H31ZM10 133V132H9ZM41 133V132H40ZM42 133V134H43ZM47 133L45 134V136L47 135ZM129 132H126V135L128 134ZM186 133V134H185ZM253 133V132H252ZM251 133V135H253ZM158 134V135H157ZM157 134L154 136L153 138V141H156V140H160L161 136L163 134H160L157 132ZM161 136H160V135ZM10 135V134H9ZM9 135H7L9 137ZM13 135V134H11ZM10 135V137H12ZM20 135V136H19ZM19 135L15 136L14 138V135H13V138L14 140L16 141L17 139L19 140L20 138H22V135H23V131L19 133ZM117 135V134H116ZM115 135V136H116ZM199 135V136H198ZM229 135V136H228ZM6 136V135H5ZM41 136V135H40ZM114 136V137H115ZM118 136L120 137V135L118 134ZM118 136H116L115 138H117ZM160 136V137H159ZM184 136L181 137L180 141H183L184 139ZM7 137V138H8ZM9 137V138H10ZM113 137V138H114ZM118 137V138H119ZM170 136H167L166 138H169ZM242 137V138H241ZM8 138V139H9ZM165 138V139H166ZM236 138H239V139H236ZM208 139V138H207ZM236 139V140H234ZM243 139L245 140V142L243 141ZM6 139H3V141H5ZM17 140V141H18ZM114 140V139H112ZM242 140V141H241ZM16 141V142H17ZM123 140H119V142H117V145L118 146L117 148L119 149V147L121 148V143H122ZM164 140H162V143H163ZM231 141V142H230ZM20 142V140H19ZM240 142H243V143H240ZM27 143V144H26ZM133 143V137L130 139V142L129 144H126V148L128 146H131ZM194 143V142H193ZM192 143V144H193ZM28 145L30 144L29 143V140L27 142H21L19 144H17V146H19L18 148H16V151H18L19 154H15V156H12V161H16L17 160V156L21 155V157L24 155V150H21L23 145ZM195 144V143H194ZM228 144H231L230 146H228ZM235 144V146H234ZM257 144L259 146H257ZM176 145V143H175ZM199 145V146H198ZM207 146H209V144H206ZM233 145V146H232ZM29 146V145H28ZM74 146H76L74 144ZM79 146V145H78ZM125 145H122V148L124 147ZM149 147V145H147ZM238 146V147H237ZM147 147V148H148ZM153 148H155V144L152 145ZM183 147V146H182ZM234 147V148H233ZM254 147V148H253ZM125 148V149H126ZM191 148V149H190ZM208 148V147H207ZM236 148V149H235ZM18 149V150H17ZM73 149V147H72ZM79 149V148H78ZM210 149L214 150L213 148L210 147ZM246 149V150H244ZM7 150L6 147L3 148V151L5 152ZM117 150V149H116ZM230 152H229V151ZM258 150V151H257ZM21 151V153H20ZM23 151V152H22ZM248 153H246V152ZM115 152L112 154V155H115ZM190 152V151H189ZM227 152L230 154H228L227 156H225L227 154ZM232 152V153H231ZM245 152V153H244ZM261 152V153H260ZM13 153V152H12ZM11 153V154H12ZM242 153V155H240ZM5 156L7 154V152L3 153ZM177 154H178V151H177ZM232 154V156H231ZM235 154V155H234ZM247 154V155H246ZM239 155V156H238ZM263 155V156H262ZM236 156L238 158H236ZM258 156V157H257ZM262 156V158H261ZM198 157V158H197ZM232 157V158H231ZM196 158V159H195ZM200 158V159H199ZM259 158V159H258ZM261 158V159H260ZM249 159V160H248ZM255 159V158H254ZM11 160V158H9V161ZM107 159H105L106 161ZM188 160H192V162L188 161ZM198 160L200 162H198ZM246 160V161H244ZM260 160V162H259ZM186 161V162H185ZM203 161V162H202ZM230 161V162H229ZM242 163H241V162ZM181 162V164H180ZM187 162H189V164H187ZM198 162V163H197ZM220 161L217 160L216 163L214 164L216 166V164H218ZM229 162V163H228ZM246 162V163H245ZM259 162V164H258ZM114 163V161H112V164ZM196 163V164H195ZM238 163V164H237ZM239 163L240 164V167H239ZM255 163V164H254ZM193 164V167L191 169V166ZM195 164V165H194ZM198 164V165H197ZM202 164V165H201ZM254 166H253V165ZM100 166L103 165V163L101 162V164H99ZM191 165V166H190ZM231 165V166H230ZM237 165V166H236ZM250 165L252 166L250 168ZM196 166V167H195ZM202 166V167H201ZM236 166V167H234ZM190 167V168H189ZM239 167V168H237ZM248 167V168H247ZM257 167V168H255ZM140 168H141V165L138 164V166L136 167L135 171H134V174H133V177H136L138 178L139 174H140ZM189 168V169H187ZM203 168V169H202ZM241 168V170H240ZM242 168H246V169H242ZM260 169V170H256L258 172L255 171V174H251L253 169ZM197 169V170H196ZM218 169V168H217ZM239 169V170H237ZM248 169V170H247ZM254 169V170H255ZM153 170V169H152ZM196 170V171H195ZM243 170V171H242ZM195 171V173L193 172ZM210 171H212L211 173H209ZM224 171H228V169L226 168ZM240 171L242 173H240ZM260 171V172H259ZM184 172V173H183ZM192 172V173H191ZM198 174H199V177H198ZM220 174V173H218ZM257 174V175H256ZM255 175V176H254ZM228 176V177H227ZM232 176V175H231ZM230 176V177H231ZM257 176V177H256ZM186 177V179L184 178ZM214 177V178H213ZM212 178V179H211ZM216 178V179H215ZM150 178L147 179V182L150 183L152 182L153 183V180H149ZM199 179V181H198ZM181 180V181H180ZM213 180V181H212ZM215 180V181H214ZM192 181V182H191ZM145 182V183H147ZM178 182V183H179ZM147 183V184H148ZM181 184V185H182ZM194 184V185H193ZM209 186H208V185ZM145 186V184H143ZM177 185V184H176ZM187 185L190 187L194 186V191L193 193H191L192 195V198L191 201L190 200H186V201H183V203L181 202L182 198L181 197V194L183 196L184 192L185 193H188V189H187ZM219 185V184H218ZM83 185L81 186H78L79 188L76 189V191H74V195L75 196H78L79 198H81V194H79L80 192H83L85 190L84 187H82ZM210 186V187H211ZM131 187V186H130ZM129 187V188H130ZM209 187V189L207 190L208 192H212L214 191L215 189L214 188H218L220 186H215L213 188V190ZM259 187V189H258ZM93 188L94 190H97V188H95V185H93ZM262 188V189H260ZM150 189V188H149ZM148 189V193H147V198L145 199L146 202H143V203H135L136 200H134L135 198H132L131 201H128V202H120V204H116L114 206V210H113V213H106L105 211H100L99 215L101 218L105 219V222H106V225H107V230L105 233H108L109 235H111L113 237V241H114V245L111 244V248H114L116 249L119 244H118V236L115 235V232L116 230L114 225V221H112V219L109 217V214H111L116 222L120 221L122 222V225L123 223H128V222H140L139 224L141 223H145V220L146 219H149V216L152 214L153 211H156L151 203L149 202V200L147 199H151V195H150V191H153L154 188H152L151 190ZM187 189V190H186ZM231 189V188H230ZM233 189V188H232ZM178 190V189H176ZM185 190V191H184ZM261 190V191H260ZM187 191V192H186ZM256 191H259L256 192ZM263 191V192H262ZM78 192V193H77ZM205 192V191H204ZM204 192H200V195H203ZM262 192V193H261ZM258 195H257V194ZM79 194V195H78ZM119 195H121L120 192H118ZM194 194V195H193ZM247 194V196H246ZM139 195V192L137 193V196ZM150 195V196H149ZM186 195V194H185ZM184 195V196H185ZM190 195V194H189ZM188 195V196H189ZM259 196L258 198H263V199H257V196ZM183 196V197H184ZM195 198H194V197ZM256 196V197H254ZM176 198V196H175ZM189 198H191L189 196ZM102 198H100L101 200ZM246 199V200H244ZM252 201H251V200ZM142 200V198H141ZM123 201H125L123 199ZM134 201V202H133ZM190 201V202H189ZM244 201V203H243ZM254 201V202H253ZM142 202V201H141ZM246 202V203H245ZM249 202V203H248ZM251 202V203H250ZM133 203V204H132ZM135 203V204H134ZM145 203V205H144ZM187 204V205H186ZM223 206V202H219L217 203V206ZM250 204V205H249ZM253 204V206H252ZM131 205V206H130ZM141 205V206H140ZM189 205V206H188ZM214 205L216 206V204H212V206L214 207ZM225 205H228V203H226ZM252 207V208H251ZM43 208V207H42ZM60 208V206L58 207ZM182 208V209H181ZM188 208V209H187ZM209 210H211V205ZM53 212L49 213V215L47 216H44L42 217L40 220L41 222H45V223H51L53 221H55L56 219H54V211H55V208L53 207ZM216 209V208H215ZM255 210L254 212L250 213L249 210ZM135 210V211H134ZM260 210V211H259ZM212 211H215V210H211L209 212H212ZM249 211V213L247 212ZM104 212V213H103ZM262 214H261V213ZM137 215H136V214ZM104 214V215H103ZM106 214V215H105ZM108 214V215H107ZM197 214L195 217L194 215ZM200 214V215H199ZM258 214V215H257ZM260 214V215H259ZM138 219L137 220H134L135 218ZM137 216V217H136ZM147 216V217H146ZM199 217V218H196V217ZM246 216V217H245ZM51 217V218H50ZM53 217V218H52ZM82 216H79V217H72V219H70L71 221L66 225V228L63 230V232L59 233V235H63L65 237H67V239H69V243H72V240H74L75 243H78L80 241V239L83 237V234H81L82 230L83 232L82 233H89L90 231L87 232V222H85V224L83 223V218H81ZM108 217V218H107ZM145 217V220L143 219ZM192 217V218H191ZM215 215H212V218H214ZM73 218H74V221H73ZM79 218V219H77ZM81 218V219H80ZM99 218V216H98ZM100 218V219H101ZM140 218V220H139ZM259 218V220H258ZM46 219V220H44ZM51 219V220H50ZM77 219V220H76ZM103 219H101L102 221H104ZM197 219V220H196ZM216 219V218H215ZM38 220V221H40ZM53 220V221H52ZM111 220V222H109ZM118 220V221H117ZM77 221V222H76ZM200 221V222H199ZM244 221V222H242ZM76 223V224H75ZM78 223V224H77ZM90 223L92 225H96V223H94V221H90ZM203 223V224H202ZM262 223V224H261ZM146 224V223H145ZM202 224V225H201ZM72 225V226H70ZM75 225V227L73 226ZM113 225V226H112ZM188 225V224H186ZM72 227V228H71ZM111 227V228H110ZM49 228V229H48ZM86 228V229H85ZM71 229V230H69ZM77 229V230H76ZM79 229H82V230H79ZM261 229V230H260ZM93 230V229H91ZM111 230V231H109ZM192 230V229H191ZM248 230V228H247ZM246 230V231H247ZM75 231V232H74ZM81 231V232H80ZM95 231V230H94ZM45 232V233H44ZM48 232L50 234L53 233V231L51 230L50 227H45V228H42L41 229V232H37L36 230H34V234L35 235H49ZM80 232V233H79ZM192 232V231H191ZM259 234H257V233ZM193 233V232H192ZM56 235H58V233H54ZM52 234V235H54ZM66 234V235H65ZM69 234V235H68ZM76 234V235H75ZM90 234V233H89ZM92 234H94V237H97L98 235H95V232H92ZM191 234V233H190ZM189 234V235H190ZM243 234V235H242ZM256 234V235H255ZM263 234V235H262ZM99 235H102L101 232H99ZM189 235H185V236H189ZM193 235V234H191ZM202 235H204L202 233ZM74 236V237H73ZM168 236H171V240H175L176 239V235H168ZM242 236V238H241ZM76 237V238H75ZM142 237V236H141ZM143 237H145V235H143ZM142 237V238H143ZM210 237V236H209ZM156 239V237L154 238V240ZM184 239V236L183 238ZM240 239V240H239ZM243 239V240H242ZM78 240V241H77ZM37 241H38V238H37ZM32 242V243H31ZM30 246H32L34 242V240L32 239V237L30 238ZM87 243H90V242H85V244ZM127 242H124L122 245H125ZM118 244V245H117ZM164 244V243H163ZM240 244V245H239ZM237 245V246H236ZM255 245V246H254ZM240 246V247H239ZM186 247V246H184ZM98 249V248H97ZM117 250V249H116ZM247 250V251H246ZM176 251V250H175ZM234 251V250H232ZM34 251H26V254L29 255L30 253L32 254ZM116 251H114L115 253ZM207 252V251H206ZM236 252V251H234ZM118 255V254H117ZM219 255V254H217ZM242 257H240V256ZM255 255V256H254ZM246 256V257H245ZM30 257V256H29ZM33 257H35L33 255ZM212 259V258H211ZM254 259V260H253ZM34 261H36V259L34 258ZM32 262V261H31ZM208 262V261H207ZM203 263V262H201ZM229 264L230 262H227V260H224L223 264ZM207 264H211V261L210 263H207Z\"/></svg>",
  "mask_w": 264,
  "mask_h": 264
}]
</instances>
